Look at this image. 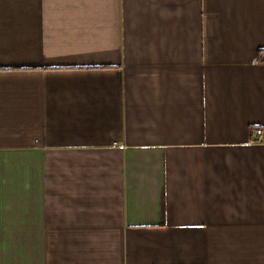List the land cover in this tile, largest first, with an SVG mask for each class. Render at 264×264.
I'll return each instance as SVG.
<instances>
[{
    "label": "crops",
    "instance_id": "obj_1",
    "mask_svg": "<svg viewBox=\"0 0 264 264\" xmlns=\"http://www.w3.org/2000/svg\"><path fill=\"white\" fill-rule=\"evenodd\" d=\"M262 55L264 0H0V264H264Z\"/></svg>",
    "mask_w": 264,
    "mask_h": 264
},
{
    "label": "built area",
    "instance_id": "obj_2",
    "mask_svg": "<svg viewBox=\"0 0 264 264\" xmlns=\"http://www.w3.org/2000/svg\"><path fill=\"white\" fill-rule=\"evenodd\" d=\"M261 59H264L263 55L261 56ZM254 134L257 136H261L263 134V129L261 127H256L254 129Z\"/></svg>",
    "mask_w": 264,
    "mask_h": 264
},
{
    "label": "rangeland",
    "instance_id": "obj_3",
    "mask_svg": "<svg viewBox=\"0 0 264 264\" xmlns=\"http://www.w3.org/2000/svg\"><path fill=\"white\" fill-rule=\"evenodd\" d=\"M254 136H255L256 138H259V137H260V138H259V140H260V139H261V137H262V135H261V136H257V135H255V134H254Z\"/></svg>",
    "mask_w": 264,
    "mask_h": 264
},
{
    "label": "trees",
    "instance_id": "obj_4",
    "mask_svg": "<svg viewBox=\"0 0 264 264\" xmlns=\"http://www.w3.org/2000/svg\"><path fill=\"white\" fill-rule=\"evenodd\" d=\"M251 128V127H250Z\"/></svg>",
    "mask_w": 264,
    "mask_h": 264
}]
</instances>
